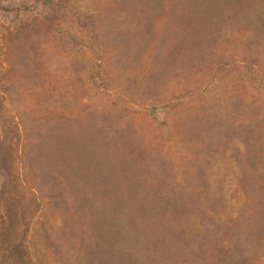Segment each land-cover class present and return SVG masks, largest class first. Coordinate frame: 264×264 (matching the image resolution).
Returning <instances> with one entry per match:
<instances>
[{"label":"rangeland","instance_id":"rangeland-1","mask_svg":"<svg viewBox=\"0 0 264 264\" xmlns=\"http://www.w3.org/2000/svg\"><path fill=\"white\" fill-rule=\"evenodd\" d=\"M0 264H264V0H0Z\"/></svg>","mask_w":264,"mask_h":264}]
</instances>
